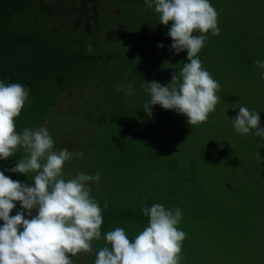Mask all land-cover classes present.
Wrapping results in <instances>:
<instances>
[{"label": "rangeland", "instance_id": "obj_1", "mask_svg": "<svg viewBox=\"0 0 264 264\" xmlns=\"http://www.w3.org/2000/svg\"><path fill=\"white\" fill-rule=\"evenodd\" d=\"M82 1L89 13L78 11L76 25L72 7ZM35 3V16L42 21L44 14L45 26L83 43L84 37L97 54L119 55L90 77L66 65L62 75L42 80L15 118L17 132L44 127L54 150L82 152V158L65 162L63 178L99 173L91 197L100 207L160 203L169 210L180 208L177 227L186 233L181 264H264V138L254 130L237 133L232 121L243 106L259 112L264 127V70L255 64L264 61V0H210L220 32L205 34L198 57L220 85L219 102L206 122L190 127L187 116L175 110L156 105L151 117L143 111L150 100L144 81L167 86L190 62L187 51L171 49V22L159 24L154 7L147 8L145 0ZM129 83L134 95L126 94ZM19 152L17 161L28 155L22 147ZM147 225L104 219L101 239L92 241L90 253L72 257L73 264H95L108 231L121 227L134 239Z\"/></svg>", "mask_w": 264, "mask_h": 264}, {"label": "clouds", "instance_id": "obj_2", "mask_svg": "<svg viewBox=\"0 0 264 264\" xmlns=\"http://www.w3.org/2000/svg\"><path fill=\"white\" fill-rule=\"evenodd\" d=\"M145 5L154 7L159 24L168 26L171 22L170 47L176 54L187 51L190 62L183 64L179 76L173 74L167 86L144 81L142 87L150 100L143 111L151 117L152 107L160 105L186 115L190 126L206 122L219 102L220 85L202 67L198 53L208 39L205 34L219 35L217 10L210 0H145ZM196 32L201 34L194 35ZM87 47L91 52L92 46ZM255 64L264 70V61ZM29 91L20 83L0 82V159L8 160L22 147L28 155L19 159L11 171L35 173L31 186L0 171V220L4 222L0 225V264H73L72 257L90 253L92 241L101 239L102 210L91 197V183H98L101 177L99 173H79L65 180V162L84 154L67 148L54 150V140L44 127L17 132L15 118L25 107ZM126 94H135L131 83ZM232 121L237 133L247 135L254 130L255 135L264 138L259 112L242 106ZM16 202L22 210L11 215ZM142 211L148 225L134 239L121 227L108 231L104 237L107 243L96 253L95 264H181L186 259L182 255L186 233L177 227L181 209L169 210L156 203Z\"/></svg>", "mask_w": 264, "mask_h": 264}, {"label": "trees", "instance_id": "obj_3", "mask_svg": "<svg viewBox=\"0 0 264 264\" xmlns=\"http://www.w3.org/2000/svg\"><path fill=\"white\" fill-rule=\"evenodd\" d=\"M37 10L35 0H0V82L20 83L29 89L26 104L32 95L38 93L42 80L52 78L57 73L62 75L61 70L65 69L66 65L74 70L78 69L77 73L81 77L84 74L90 77L102 67V63L106 64L110 58L114 59L119 55L97 54L93 49L89 52L87 47L89 44L84 37L82 38L85 43L80 42L76 36L65 37L60 33L59 28L45 26L43 17H40L42 21H39L38 16H35ZM235 30L242 33L239 29ZM70 67L68 69H71ZM66 71L67 69L64 73ZM188 126L190 127L189 124ZM18 155H20L19 151L8 160L0 159V171H4L5 175L13 180L34 186V176L11 171L17 163ZM152 205L148 204L144 207L150 208ZM144 207L110 209L104 206L101 208L102 217L103 220L129 218L148 222V217L142 211ZM21 210L20 203L16 202V208L11 215ZM36 214V210H33V215ZM3 223V220H0V225Z\"/></svg>", "mask_w": 264, "mask_h": 264}, {"label": "flooded vegetation", "instance_id": "obj_4", "mask_svg": "<svg viewBox=\"0 0 264 264\" xmlns=\"http://www.w3.org/2000/svg\"><path fill=\"white\" fill-rule=\"evenodd\" d=\"M82 3H83V1L80 2V5H79V6L76 5V6H73V7H72V9L74 10V12H75V14H76V17L74 18V24H76V25L79 23V22H76V19L78 18V16H77V12H78V11L82 10V8H85V14H86V13H89V7H88V5L86 4V6L83 7V6H82ZM45 5H46V4H45ZM77 7H79V9H77ZM86 8H87V9H86ZM90 11H91V10H90ZM41 15H42L41 17H43L42 20H45V22H47V21H46L47 19L45 18V15H44V14H41ZM84 19H86V17H85ZM49 28H52V26H49ZM87 29H90V28L87 27Z\"/></svg>", "mask_w": 264, "mask_h": 264}]
</instances>
